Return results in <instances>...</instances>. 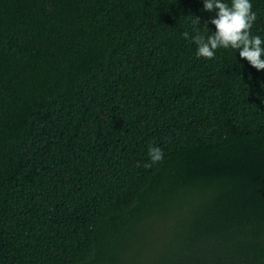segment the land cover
<instances>
[{
    "label": "trees",
    "instance_id": "obj_1",
    "mask_svg": "<svg viewBox=\"0 0 264 264\" xmlns=\"http://www.w3.org/2000/svg\"><path fill=\"white\" fill-rule=\"evenodd\" d=\"M0 264H264V0H0Z\"/></svg>",
    "mask_w": 264,
    "mask_h": 264
}]
</instances>
